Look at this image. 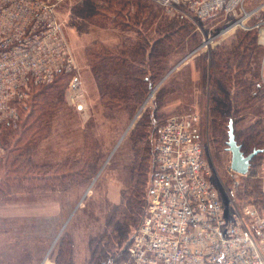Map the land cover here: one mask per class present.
Wrapping results in <instances>:
<instances>
[{
    "label": "rangeland",
    "instance_id": "374dc122",
    "mask_svg": "<svg viewBox=\"0 0 264 264\" xmlns=\"http://www.w3.org/2000/svg\"><path fill=\"white\" fill-rule=\"evenodd\" d=\"M249 1L247 9L260 2ZM58 9L82 81L84 109L66 101L63 79L57 83L61 100L27 149L13 150L21 140L18 129L0 136V264H58L60 254L66 256L65 264H89L93 249L89 239L102 233L113 205L122 207V197L129 198L132 192H138L135 200H140L146 191L153 169L154 122L171 115L199 116L204 156L227 212L250 203L264 209V152L255 154L248 172L240 174L230 168L226 144L228 117L244 115L235 125L237 136L256 118L264 120V46L255 30L236 27L205 48L203 39L220 32L236 16L181 17L166 13L152 0H65ZM257 20L252 16L246 24ZM160 23L185 28L180 50L175 47L167 56L166 69L138 105L103 104L88 51L138 46L142 33H148L151 43ZM238 33L253 37L246 76L256 101L243 113L234 112L231 104L214 122L208 96L213 90L208 85L210 66L217 63V52L237 42ZM216 92L221 96L220 89Z\"/></svg>",
    "mask_w": 264,
    "mask_h": 264
},
{
    "label": "built area",
    "instance_id": "2783aa9c",
    "mask_svg": "<svg viewBox=\"0 0 264 264\" xmlns=\"http://www.w3.org/2000/svg\"><path fill=\"white\" fill-rule=\"evenodd\" d=\"M65 0H0V124L16 122L36 87L68 75L65 99L82 103L78 67L58 7ZM168 14L202 20L236 16L205 37L208 47L236 27L255 30L264 46V0H152ZM252 16L256 23H248ZM224 32V33H222ZM153 169L145 212L131 234L127 256L105 264H264V209L247 204L227 212L211 178L199 116L171 115L154 122Z\"/></svg>",
    "mask_w": 264,
    "mask_h": 264
},
{
    "label": "trees",
    "instance_id": "16d2710c",
    "mask_svg": "<svg viewBox=\"0 0 264 264\" xmlns=\"http://www.w3.org/2000/svg\"><path fill=\"white\" fill-rule=\"evenodd\" d=\"M183 24L181 23V25ZM183 30L185 28H174L169 23L164 27L160 23L155 30L156 38L151 43L147 36L148 33H142L141 39H138L137 42L138 46L130 44L127 48L117 51H107L106 48L89 50L90 71L103 104L118 106L124 103L129 107L138 105L147 89L153 85L154 79L166 69L164 63L167 56L173 52L175 47L178 48L181 45L184 35L187 34ZM239 33L237 42H233L229 48H222L217 52L215 54L217 63L210 66L208 85L212 84L213 90L212 92L208 90V96L212 99L210 110L214 116L212 117L214 122L215 116L226 115L227 106L233 104L234 112L243 113L250 109L256 101V96L250 89L251 81L246 76L250 70L246 61L249 60V47H254L253 37L247 33ZM178 49L180 50V47ZM203 67V70L206 69L205 66ZM67 77V74L62 73L55 77L53 82L36 87L31 97L20 106L19 119L16 122L0 124V136L10 134L16 129L20 130L21 140L16 141L13 150L18 152L23 148L27 149V146L35 141L36 135L45 129L49 113L52 114V108L55 107L56 101L61 100L62 88L57 83L62 82L63 79L68 80ZM65 84L67 85V83ZM216 89L221 90V96H218ZM243 117L244 115L228 117L226 131L229 119H231L235 140L240 145L241 151L245 154L253 150H257L256 154L264 152V121L261 117L256 118L252 123L242 127L241 135L238 133L237 136L235 125ZM23 139L24 141H22ZM248 148L249 151H245ZM19 169L20 167L17 168V170ZM57 172L59 171L57 170ZM138 195V192H132L129 198L126 197L123 200L122 197L121 206L124 208L119 207L120 204L113 205L110 212L106 214L102 233L95 234L89 239L91 247L93 246L89 264H104L105 260L118 263L127 256V246L131 234L138 228L145 212L147 188L146 191L144 190L142 198L135 200ZM136 202L140 204L137 205ZM65 257L63 258V255L60 254L57 260L58 264H65L67 260Z\"/></svg>",
    "mask_w": 264,
    "mask_h": 264
},
{
    "label": "water",
    "instance_id": "95a60500",
    "mask_svg": "<svg viewBox=\"0 0 264 264\" xmlns=\"http://www.w3.org/2000/svg\"><path fill=\"white\" fill-rule=\"evenodd\" d=\"M176 66V65H175ZM175 66H173L169 71L170 73ZM166 74V75H167ZM227 149L230 151V168L240 174H245L248 172L250 166L251 158L256 154L257 150H253L250 153L245 154L240 149V145L236 142L234 136L233 122L229 119L228 130H227Z\"/></svg>",
    "mask_w": 264,
    "mask_h": 264
},
{
    "label": "bare ground",
    "instance_id": "6f19581e",
    "mask_svg": "<svg viewBox=\"0 0 264 264\" xmlns=\"http://www.w3.org/2000/svg\"><path fill=\"white\" fill-rule=\"evenodd\" d=\"M222 33H224V32H222ZM150 94L152 95V94H153V92H150Z\"/></svg>",
    "mask_w": 264,
    "mask_h": 264
},
{
    "label": "crops",
    "instance_id": "0c3cea01",
    "mask_svg": "<svg viewBox=\"0 0 264 264\" xmlns=\"http://www.w3.org/2000/svg\"><path fill=\"white\" fill-rule=\"evenodd\" d=\"M66 38H67V37H66ZM262 121H264L263 118H262Z\"/></svg>",
    "mask_w": 264,
    "mask_h": 264
}]
</instances>
